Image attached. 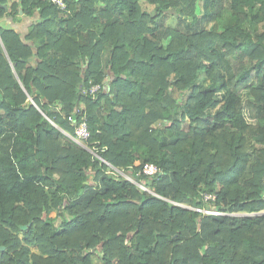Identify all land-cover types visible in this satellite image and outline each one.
<instances>
[{
	"label": "trees",
	"instance_id": "1",
	"mask_svg": "<svg viewBox=\"0 0 264 264\" xmlns=\"http://www.w3.org/2000/svg\"><path fill=\"white\" fill-rule=\"evenodd\" d=\"M65 2L0 0V264H264V0Z\"/></svg>",
	"mask_w": 264,
	"mask_h": 264
},
{
	"label": "built area",
	"instance_id": "2",
	"mask_svg": "<svg viewBox=\"0 0 264 264\" xmlns=\"http://www.w3.org/2000/svg\"><path fill=\"white\" fill-rule=\"evenodd\" d=\"M51 4L55 5L59 10L64 11L66 8V2L65 0H48ZM81 88V92L83 94H89V95H94L96 92H98L101 89V85L100 84H92L90 85L88 88L86 87V85L81 84L80 85ZM79 113V111H77ZM67 121L70 123L74 122V115H69L67 116ZM66 137L73 142L74 144L80 146L81 148L86 149L87 151H89L94 158L105 162L97 153V148L94 147V145H92V143H89L88 140L90 138V130H89V126H88V122L87 119L85 117H83L79 122H77L74 125V132L73 135H70L68 133H65ZM108 166L107 169V173L110 175H114L115 177H123L124 178V174L122 172V169H118L108 163H105ZM157 168L155 165L153 164H146L142 167V173L144 175H153L157 172ZM128 180V179H127ZM205 200H209V199H214V197L212 195H205L204 196ZM198 210V209H197ZM198 211H202L205 213H214V214H218L216 212L213 211H206V210H198Z\"/></svg>",
	"mask_w": 264,
	"mask_h": 264
},
{
	"label": "rangeland",
	"instance_id": "3",
	"mask_svg": "<svg viewBox=\"0 0 264 264\" xmlns=\"http://www.w3.org/2000/svg\"><path fill=\"white\" fill-rule=\"evenodd\" d=\"M145 6H147V7H149L150 9H151V6H149V5H145ZM171 19H170V22H172L173 24H174V22H175V18L174 17H170ZM171 25V24H170ZM242 114H243V117H244V119L246 120V122L247 123H252V124H254V123H256L254 120H252L250 117H249V115H248V111H247V109L246 108H243V111H242ZM185 127V126H184ZM78 146V145H77ZM80 147V146H79ZM122 172H123V174H124V178L125 179H128V180H130L131 182H133V183H136L135 182V180H134V178H133V176L131 175V168H128V169H125V170H122ZM139 187H143V188H145L144 187V185L142 184V183H138L137 184ZM184 207L185 208H191L190 206H187V205H184ZM206 211H209V210H206ZM262 213V211L261 212H259V213H234L233 214V216H236V217H242V216H248V217H255V216H257V215H260ZM231 215V214H230ZM47 218H50L52 221H55V222H57L58 220H57V212L56 211H51L48 215H47ZM101 254L99 253V254H95V255H93L92 257H91V260H92V264H101L100 263V260H101ZM146 257L145 256H143V260L145 259Z\"/></svg>",
	"mask_w": 264,
	"mask_h": 264
},
{
	"label": "crops",
	"instance_id": "4",
	"mask_svg": "<svg viewBox=\"0 0 264 264\" xmlns=\"http://www.w3.org/2000/svg\"><path fill=\"white\" fill-rule=\"evenodd\" d=\"M6 24L13 26L17 31H20L21 33H25L27 30V26L31 24V19L28 17L24 18L20 14V16H18L17 19L13 22L11 20H6Z\"/></svg>",
	"mask_w": 264,
	"mask_h": 264
},
{
	"label": "water",
	"instance_id": "5",
	"mask_svg": "<svg viewBox=\"0 0 264 264\" xmlns=\"http://www.w3.org/2000/svg\"><path fill=\"white\" fill-rule=\"evenodd\" d=\"M4 7V6H3ZM4 9H6L5 7H4ZM23 230H25L26 229V227L25 226H22L21 227ZM1 250H3V248H0Z\"/></svg>",
	"mask_w": 264,
	"mask_h": 264
}]
</instances>
